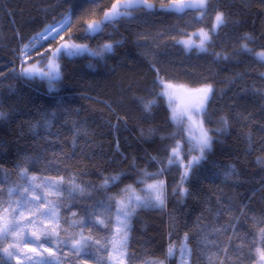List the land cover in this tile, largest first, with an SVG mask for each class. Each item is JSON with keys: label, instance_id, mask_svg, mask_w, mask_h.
I'll use <instances>...</instances> for the list:
<instances>
[{"label": "trees", "instance_id": "1", "mask_svg": "<svg viewBox=\"0 0 264 264\" xmlns=\"http://www.w3.org/2000/svg\"><path fill=\"white\" fill-rule=\"evenodd\" d=\"M114 1L0 0V112L4 114L0 118V188L18 185L22 181L21 169H27L29 176L63 177L66 207L59 211L69 219L73 212L77 218L83 217L85 208L91 210L90 206L97 201L107 204L109 196L118 200L129 185L135 186L144 197L147 195L142 192L144 182L163 180L164 206L137 207L131 216L123 248L124 264H179L176 254L169 257L167 249L171 244L177 247L185 233L192 250L189 264H209L210 254L219 256L223 264H234L237 256L241 257V264H256L257 248L264 251L261 242L264 163H258V158H264V125L258 135L246 138L247 153L241 159L232 157L234 140L241 133V109L254 100L264 105V60L255 55L264 51V0H210L202 18L192 12L164 11L158 0H149L154 9L133 10L134 18H122L114 25H105L102 33L84 38L86 22L101 19ZM218 11L225 13L228 22L212 37L206 51L186 50L176 43L175 38L188 34L189 29L210 31ZM65 14L72 17L74 42L93 50L105 43L114 46L102 56L85 52L60 59L61 76L50 90L45 79L19 75L18 52L45 25ZM245 35H250L254 42L241 39ZM244 43L253 51H242L240 46ZM158 75L172 86L195 89L211 85L214 91L206 105L204 124L207 129H216L224 127L221 117L228 121L226 130L209 132L213 138L211 149L182 185L180 177L184 167L178 163L169 165L168 157L179 142L186 160L183 129L171 120L164 97L156 95L162 88L154 84ZM149 101L155 103L150 111H145L144 104ZM114 116L140 119L135 136L139 152L130 160L106 167L107 137L113 134L121 144H129L122 133L123 124L111 125ZM45 120L48 127L44 126ZM77 129H80L79 135ZM49 161L59 170L47 169ZM161 169L164 171L159 175ZM229 169H234V174L226 178L224 173ZM205 171L219 173L220 194L191 203L180 229L176 216L182 211L187 196L181 197L179 188L189 190L202 180ZM143 173L152 176L149 178ZM110 176H119V179L101 188L105 177ZM72 178L84 192L68 197L67 185ZM174 188L176 194H173ZM5 199H8L6 195ZM220 205L226 210L217 217ZM98 211H104L100 218L106 224L110 218L108 227L88 224L83 230H88L94 240H101L104 247L99 252L92 248L90 255L75 259L70 247L61 246L57 252L52 244L45 243L61 257V264H108L117 205L113 201L110 209ZM233 216L237 220H231ZM198 218L201 226L234 225L235 235L229 228L222 235L210 237L220 249H227V256L216 247L203 252L197 248L201 235L197 231ZM60 237L68 238L64 232H60ZM239 245H243L242 253L237 251ZM3 264L18 263L11 259Z\"/></svg>", "mask_w": 264, "mask_h": 264}, {"label": "snow or ice", "instance_id": "2", "mask_svg": "<svg viewBox=\"0 0 264 264\" xmlns=\"http://www.w3.org/2000/svg\"><path fill=\"white\" fill-rule=\"evenodd\" d=\"M89 3H98V0H88ZM210 0H198V2L193 3L191 0L189 2H182L180 5L173 4H161L160 8L164 11H181L184 8H194L201 12V18L208 11V5ZM136 8H143L145 10H152L155 5L149 3L148 0H116V3L111 5L108 11L104 12V15L99 20H91L86 22L84 26V38H89L94 35L103 32L104 26L108 24L114 25L118 20L122 18H134L132 17V10ZM228 20L224 12L218 11L215 15V23L212 25L209 32L201 30L196 33L200 37V43L194 45L191 40H179L176 41L178 44H182L186 49H191L193 47L199 49L200 51H206V45L212 41V37L216 35L218 30L227 24ZM72 23L71 14H66L61 21L54 22L51 25L45 26L41 32L34 34L31 38L30 44H25L19 49V58L21 63H27L29 59H32V53H35V58L37 63H42L47 60L44 69L33 67H23L19 73L21 77L32 78L39 76L41 79H46L49 84V89L52 90L56 82L60 79L61 71L60 64L58 60L64 57H75L82 55L87 52L93 56H102L104 52H111L113 49L112 43H105L98 50H93L85 44L69 43L72 40V33L68 32ZM68 32L67 38L62 33ZM241 39L254 42L250 35H245ZM59 41H63L60 43ZM45 43L48 47H44ZM119 44V41L115 42ZM56 44L55 48L52 47ZM241 50L244 52H252L253 49L248 47L247 43L241 44ZM39 49H43L40 51ZM219 57L220 54L217 53ZM256 57L259 60H264V51L256 53ZM227 59L228 57H224ZM154 70L159 73V69ZM46 69V70H45ZM154 84H159L165 91L156 93L157 96L164 97L167 96L169 104L173 102V97L169 93L168 89L172 88V85L166 84L163 78L157 76V80ZM200 93L198 100L192 103L189 108L191 111L196 112L199 115L206 114V105L210 100L211 94L213 93V88L211 85H207L201 89L197 90ZM154 101H149L144 104V110L150 111ZM3 113L0 112V118L3 117ZM175 115V114H174ZM220 123L224 125L223 128L216 129H202L201 134L192 143L193 146L190 151H197L199 155L192 156L191 160L184 164V171L181 174L180 180L181 185L188 179L191 170L200 163L201 160L205 158V152L209 151L212 146V136L209 135L210 131H215L220 133L226 130L228 121L225 117L220 118ZM44 126L48 127V123L45 120ZM80 134V129H77V135ZM76 146L75 138L73 139V148ZM180 144L179 142L175 147L171 149V155L168 157V164L180 163L179 159ZM153 159H156L153 157ZM258 163H264V158H258ZM47 169L57 168V166L49 161L46 164ZM57 170H59L57 168ZM164 169H161L159 175L163 174ZM234 174V169H229L224 175L226 178ZM142 175L146 177H151L152 174L143 173ZM19 176L21 180L25 181V184L17 185L15 187H10L7 189L0 188V207L4 204L8 205V208L4 209L5 212H10L11 219L3 226L0 227V264L4 261H11L12 258L19 259L23 256V264H60V259L56 252L52 251V248H44V244H52L53 247L59 252L61 246H68L72 249L75 259L90 255V249L95 248L97 252L101 250L104 245L101 244V240L93 239L91 235H84L83 229L91 224L93 227L97 225H103L106 228L110 224V218H108V224H106L105 219L100 217L104 216V211H98L99 209L108 210L111 207V203L115 201L117 205V223L120 225L118 231L122 234L123 239L119 241V247L126 246L127 234L130 230L129 221L131 216L135 213L137 207H162L165 204L166 198V185L163 180H157L156 183L148 184L144 191L147 193L146 196L140 197H129L128 204H124L122 201H117L114 196L107 197V204L105 201H97L95 204L90 206L89 210L85 208V213L83 217L77 218L76 213H72V221L69 223L67 217H63L60 214V208L66 207L63 203L65 196L63 195L65 189V181L63 177L58 179L48 178V177H35L29 176L27 169H21L19 171ZM119 179V176L105 177L104 182L100 185L101 188H107L109 183H114ZM37 180L40 182L37 183ZM130 188V186H129ZM68 197H71L73 193L80 192L83 193L84 189L80 185L75 183V178H72V182L67 185ZM125 192L129 189L123 190ZM177 189H173V194H176ZM5 195L8 199H5ZM179 195L181 197L188 195V190L180 187ZM16 197L12 199V197ZM225 206L220 205L216 211V216L219 217L225 211ZM211 211V209H209ZM25 212L28 215H25ZM231 220H237V217H231ZM48 221V226H45L44 222ZM61 221L64 223H69V228L79 227L81 231L79 233L73 232L68 238L61 239L60 230L65 232L68 229H61ZM30 224H39L41 230L39 233L33 231L26 233V229ZM211 228L209 231L208 229ZM229 228L233 230L235 235V227L233 224L224 225L222 228L212 227L210 225H199V218L197 220V231H199L200 239L197 241V248L202 252L209 248L216 247L219 251H222L225 256H227V249H220L219 244L210 239L211 236L222 235ZM9 238L13 242H9ZM189 236L187 233L184 235V241L180 245V254L182 264H186V257L191 256L192 250L187 245V240ZM69 240L71 244H69ZM55 241V243H54ZM261 242L264 243V229L261 230ZM24 243L27 247L28 243H35L38 247L32 248L28 252H23L20 248V244ZM6 245V246H5ZM113 249L117 248V243L112 242ZM174 245H170L167 249L169 256L174 253ZM238 252H243V245L237 246ZM251 251V250H249ZM259 254L264 257V251L258 250ZM101 259H105L101 257ZM209 264H223L219 256L216 254H210L207 257ZM162 264V262H159ZM234 264H241V257L237 256Z\"/></svg>", "mask_w": 264, "mask_h": 264}, {"label": "rangeland", "instance_id": "3", "mask_svg": "<svg viewBox=\"0 0 264 264\" xmlns=\"http://www.w3.org/2000/svg\"><path fill=\"white\" fill-rule=\"evenodd\" d=\"M168 1L169 0H158V5L160 6L161 4H166ZM195 15L201 16V12L197 11V12H195ZM62 18H60L59 20H57L55 22L61 21ZM53 23H51V24H53ZM214 23H215V20H214ZM51 24H48V25H51ZM45 26H47V25H45ZM45 26H44V28H45ZM186 28H189V27H186ZM201 30H203L205 32H209L205 29L193 28V29L187 30V32L189 31L188 34H184V35L180 34V36H177L175 38V40L176 41L191 40V42L194 45H198L200 43V37L197 36L196 33L200 32ZM68 32L72 33L71 27L68 29ZM68 32L62 33L65 36V38H67ZM31 38L25 44H30ZM59 42L61 43L63 41H59ZM73 42H74L73 39L69 41V43H73ZM74 43H77V42H74ZM25 44H23V45H25ZM77 44H80V43H77ZM55 46H56V44L52 45L53 48H55ZM44 47L45 48L48 47V44L45 43ZM191 49L199 50L195 47H193ZM39 50L43 51V49H39ZM186 50H189V49H186ZM259 52H261V51L255 52V55H256V53H259ZM18 57H19V52H18ZM32 57H33L32 59H29L28 62L24 63V64L21 63V59L19 58L20 69H22L23 67H33V66L40 68V69H44V66L47 63V60H45L42 63H37L36 58H35V53H32ZM58 63H59V60H58ZM35 77L40 78L39 76H35ZM176 86H178V85H176ZM184 88H186V87H184ZM186 89H188V88H186ZM163 91H165V89L162 87L160 92H163ZM168 91L173 97L171 88L168 89ZM164 99H165L167 106L169 108L171 120L175 124H178V125L180 124V126L183 129V141H184V144L186 146L185 151L188 154L186 160H184L182 157V153L181 152L179 153V159L181 162L178 164L183 166L184 164H187V162L189 160H191L192 156L199 155V153L197 151H190V149L193 146L192 142L200 136L202 129H207V128H206L204 121H203V115H199L196 112L191 111L190 108H188L186 110L181 108L177 104L174 97H173V102L171 104H169V100H168L167 96H164ZM111 122H112L111 123L112 126L114 124L116 125L117 123L123 124V126L125 128L123 129L122 133L125 136V138L129 144L128 145L121 144L118 140H116L114 138L113 134H110L106 140V144H107L106 148L107 149H106V154H105V158H104L106 167H111V166H114L120 162L130 160L131 158L136 156L139 152L138 146L135 143V136L137 133L138 126L140 125V119L137 117H122V118H120V117L114 116L111 118ZM239 124H240V128H241V133L234 140L233 157H232L233 160L234 159H241L247 153L248 143H247L246 138H249L252 135H258L260 133L261 128L264 125V105H263L262 101L254 100V101L249 102L247 105H245L241 109L240 114H239ZM30 176H33V175H30ZM56 179H58V178H56ZM156 181H151V182H147V183L144 182L143 188H142L143 194H147L144 191L146 186L148 184L156 183ZM39 182L40 181L37 180V183H39ZM22 184H25L24 180H22L18 185H22ZM129 186H130V188H129ZM129 186H127L123 189V190L129 189V191H127V192L122 191V193L119 196L117 201H122L124 204H128L130 196L131 197H135V196L143 197L141 192L135 186H131V185H129ZM220 186H221V183L219 180V173L213 172V171H205L202 175V180L188 190V195H187V198L185 200L186 203L182 206V211H180L178 213V215L176 216L177 226L180 229L183 228L184 219H185L188 207L191 203L198 201L200 199H203L207 196H219ZM15 198H16L15 196L12 197V199H15ZM6 208H8L7 204H5L4 206H2L0 208V227H3L8 222V220L11 219L10 212L4 211V209H6ZM25 215L27 216L28 213L25 212ZM72 219L73 218L68 219L69 223H71ZM69 223H62L61 222V229H68V231L65 232L63 230H60V232H64L67 236H69L72 232L79 233L81 231V229L78 227L69 228ZM44 224H45V226H48V221H45ZM119 227H120V225L117 223V216H116L114 226H113V236L110 239L111 247H110V252H109L110 259H109L108 264H124V249H123L124 247H122V248L119 247V241L123 239V236L118 231ZM40 230H41V228H40L39 224H30V225H28V227L25 231H26V233H30L33 231L39 233ZM83 232H84V235H86V236L90 234L88 230H83ZM113 241H115L117 243L116 249H113V247H112ZM183 241H184V237H183L182 241L180 242V244L177 247H174L173 255L176 254L179 264H182L181 254H180L179 249H180V245ZM9 242H13L11 238L9 239ZM54 243H55V241H54ZM69 244H71L70 240H69ZM171 245H173V244H171ZM37 247L38 246L35 243H28L27 247L24 246V243L20 244V248L22 249L23 252H28L30 249L37 248ZM44 248H50V247L47 246L46 244H44ZM258 250H261V249L257 248V257H259V261L256 264H264V257H262L259 254ZM52 251L54 252L53 249H52ZM172 256H169V257H172ZM12 259L14 261H16L18 264H23V256H21L19 259L15 258V257ZM185 259H186V264H189V256L186 257ZM60 264H61V260H60Z\"/></svg>", "mask_w": 264, "mask_h": 264}, {"label": "water", "instance_id": "4", "mask_svg": "<svg viewBox=\"0 0 264 264\" xmlns=\"http://www.w3.org/2000/svg\"><path fill=\"white\" fill-rule=\"evenodd\" d=\"M148 2L152 3L149 0H148ZM182 2L187 3V2H189V0H170V1L167 2L166 5L173 4V3H175L177 5H180ZM191 2L196 3V2H198V0H191ZM113 3H116V1L113 2ZM110 8H111V6L106 11H108ZM136 9H143V8H136ZM183 11L192 12V11H196V9H194V8H184L181 11L173 10V11H167V12L174 13V14H179V13H181ZM103 15H104V13H103ZM103 15H102V17H103ZM201 88H203V87H199V88H196V89H186L183 86L179 85V86H173L171 89H172L173 96H174V98L177 101V104L180 107H182L184 109H187V108H189V106L192 103H194L196 100H198V98L200 96V93L197 90L201 89Z\"/></svg>", "mask_w": 264, "mask_h": 264}]
</instances>
